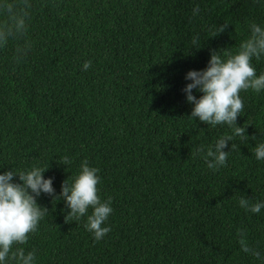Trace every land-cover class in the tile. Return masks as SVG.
Masks as SVG:
<instances>
[{
  "label": "trees",
  "instance_id": "trees-1",
  "mask_svg": "<svg viewBox=\"0 0 264 264\" xmlns=\"http://www.w3.org/2000/svg\"><path fill=\"white\" fill-rule=\"evenodd\" d=\"M30 3L31 51L16 63L14 43L0 48V174L49 166L43 175L59 194L87 159L113 208L111 231L94 241L86 217L65 222L64 201L42 193L37 203L49 215L25 246L36 249L37 264H257L239 250L236 232L247 229L264 250V209L238 205L241 196L264 200V161L252 150L264 142V91L241 93L237 124L249 125L256 142L237 139L226 166L212 171L193 153L229 129L189 118L182 89L189 70L207 66L210 49L235 48L250 22L264 24V0ZM225 21L229 27L210 38ZM253 63L264 72V58ZM64 156L71 165L61 164Z\"/></svg>",
  "mask_w": 264,
  "mask_h": 264
},
{
  "label": "clouds",
  "instance_id": "clouds-1",
  "mask_svg": "<svg viewBox=\"0 0 264 264\" xmlns=\"http://www.w3.org/2000/svg\"><path fill=\"white\" fill-rule=\"evenodd\" d=\"M253 4L261 0H252ZM30 0H0V48L14 43L13 60L21 63L31 51L33 42L29 39L31 21ZM201 12L199 4L192 9L195 18ZM231 23L225 21L212 26L211 37L223 33ZM194 49L203 47L199 35L192 38ZM264 58V24L250 22L247 35L237 47L226 46L209 50L207 66L202 70H189L185 74L187 83L182 91L186 102L193 105L191 119L211 126H225L229 132L219 136L213 145L196 149L193 156L202 154L207 168L217 171L226 166L231 152L238 148L240 141L254 140L255 136L246 135V123L237 124L244 111L242 92L260 93L264 91V72L257 73L254 61ZM91 61H85L82 70L87 71ZM194 92L201 95L197 97ZM231 146L228 151L225 148ZM253 154L257 161H264V142H256ZM68 156L61 158L62 165H71ZM48 167L33 165L30 169H9L0 174V264H37L36 249H27L32 235L38 232L39 225L49 215V209L37 203L43 193L52 202L64 201L68 220L79 221L86 217L84 225L94 241H101L111 231L106 221L113 212L112 198L102 200L98 185L101 177L99 169L89 165L87 159L79 166L75 176L67 177L61 185L59 194L55 193L51 177L45 178ZM241 209L259 214L264 209V200L254 201L241 196L238 200ZM236 242L239 250L254 258L257 264H264V250L253 246L245 228L237 229Z\"/></svg>",
  "mask_w": 264,
  "mask_h": 264
}]
</instances>
